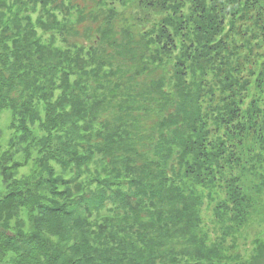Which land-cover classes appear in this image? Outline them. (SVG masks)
Segmentation results:
<instances>
[{
	"label": "trees",
	"instance_id": "trees-1",
	"mask_svg": "<svg viewBox=\"0 0 264 264\" xmlns=\"http://www.w3.org/2000/svg\"><path fill=\"white\" fill-rule=\"evenodd\" d=\"M54 1L59 13L64 6ZM99 1L107 21L112 12L118 13L116 5L131 2L136 10L168 15L154 24V31L136 28L144 42L135 40L130 28H122L117 38V18L114 26L103 27L90 39L103 52L121 50L116 53L120 57L125 50L145 57L149 53L143 71L134 64L138 75L153 71L166 54L177 59L175 88L188 95H179V101L162 90L152 99L161 112L172 107L166 129L182 123L151 145L154 159L136 148L143 139L138 120L131 130L133 125L124 126L121 120L115 124L114 119L112 131L105 127L108 135L79 152L76 141L82 140L85 126L92 132L91 121L105 109L116 116V109H110L119 78L107 80L112 89L98 87L101 94L109 90L111 97L93 95L87 82L95 75L91 68L96 54L46 40L75 36L76 23L58 21L53 7L51 19L33 22L26 15L18 17L13 1L0 0V8L6 9L0 11V113L10 111L11 126L21 135L15 139L18 151L30 153L31 143L40 152L39 170L30 180L17 182L5 173L16 169L18 161L2 165L7 188L0 191V264H264L262 231L251 240L249 255L229 252L245 227L264 222V0ZM38 3L46 8L44 0ZM175 38L182 44L180 57L174 55ZM194 69L206 81L209 74L217 75L202 101L198 83L186 82ZM36 124L40 137L35 139L30 127ZM91 149L109 163L108 176L95 179L97 192L85 195L76 186L73 196L56 166L80 170ZM171 161L172 174L183 173L177 181L168 173ZM205 195L215 201V241L202 226ZM107 199H114L122 212L102 218L103 224L90 222V210H98Z\"/></svg>",
	"mask_w": 264,
	"mask_h": 264
},
{
	"label": "rangeland",
	"instance_id": "rangeland-1",
	"mask_svg": "<svg viewBox=\"0 0 264 264\" xmlns=\"http://www.w3.org/2000/svg\"><path fill=\"white\" fill-rule=\"evenodd\" d=\"M11 1H13L12 10L16 12L18 17L22 18L24 15H26L33 22L37 19H51L49 17V12L53 7V14L56 15L57 19H59L58 21L65 23L66 25L70 22L76 23V29L78 33L75 34V36L69 37L67 35L68 37L66 39L63 36H47L46 40L51 38L53 42L56 43V45L63 49L71 50L79 48L83 53L88 55L96 54V57L94 58L95 60H93V68H91L95 72V75L91 76L87 82L90 88H93V95H98L99 98H102L103 96L111 97L112 95L108 93L109 90L106 89V92L101 94V90H98V87L101 85L104 86V88H107L108 86L110 87V83L107 82L109 77L115 79L117 76L119 78L117 86L118 89H116L115 92V97L117 98L113 101V107L110 109V111L112 109H116V116H112L109 114V111L105 109L101 112L102 116H98V118H95L91 121V125L93 123L94 128L92 132L88 129H85V126L82 131V140L76 141V144L78 145L76 148L79 150V152L85 150L88 151V146H92L94 143H97L98 140H101V138L98 139V137L105 136L107 134V130L105 129L106 126L112 131L114 129V119L116 120L115 124L121 120L124 126H126V124L129 126L133 125V127H130L131 130H135V124L138 120L140 125L138 130L142 131L143 139L139 141L136 148L138 152L142 154L146 153V151H149L150 154L147 155H150V159H154L156 155L155 151H153L152 154L151 145L156 144L158 142L157 140L162 137V135L167 133L169 134L170 130H172L174 133L175 130L179 129L178 127L180 126V123H182V121H180L178 126L175 125L173 128L171 127L166 129L165 125L170 121V119H167L166 116L169 112H172L170 111L172 107L168 108L164 112H161V108L159 109V104L156 101V98L155 101L152 99L153 97H159L160 91L162 90L168 93L173 92L175 100L179 101H181L179 95H188L187 92H177L175 88L177 80L174 73V62L177 59H170L171 55L166 54L162 56L158 64L153 65V71L148 72L147 74L138 75V73L133 71L132 68L134 64H138L140 71H143L146 68V65H142V63H147L149 61L147 59L149 58V53L146 54V58L143 53L135 55V53L125 50L123 55H121L123 57H120L116 55V53L121 50L117 51V48H114L110 49L109 52L107 50H105L106 52H103L104 49L98 47V42L90 38H92L93 35L98 32V30L103 29V27H107L108 29L114 26L115 23L117 38H120L123 35L122 28H130L134 33V39L139 42H144V38L142 36L140 37L137 33L143 28H145V30H156V27L154 28V24L161 22L162 19L168 15L160 12L159 10H157V12L141 10L140 8L136 10L135 2H131L126 6L116 5L118 13L116 14L115 12H112L109 15L111 21H107V19L103 17V12L106 9L101 8L103 6H99V0H57L61 6H64L59 13L56 11L54 0H44L47 4L46 8L43 7L42 3H38L39 0H36V3L34 0H25L24 2L23 0ZM0 11L4 12L6 9L0 8ZM136 14L139 16V18H134V15ZM115 18L117 19L114 21ZM113 21L114 23H112ZM133 27L135 28L133 29ZM136 28L139 29V31H137ZM39 31L42 33L41 30ZM175 41L177 48L174 55L175 57H180L182 54V44L178 38H175ZM258 49L259 46H256L255 50ZM154 63H157V61ZM135 74H137L136 78H134ZM216 77L217 75L209 74L208 81H206V78L203 77L202 73L194 69V72L188 71V74L186 75V82L198 83L199 89L201 90L199 101H202L203 98H205L203 97V92L207 90L206 86L215 84ZM205 83H207V85H205ZM110 89L112 88L110 87ZM86 90H88V88H86ZM58 94L59 92L56 93V95ZM119 98H124V101L120 100ZM65 110L68 109L65 108ZM40 115L42 116V113H40ZM163 117L166 118L163 120ZM11 122L10 111H3L0 113V158L5 159L4 162L0 164V191L2 192H4L7 188L4 184H2V180L5 178L2 165L6 164L7 161L19 162L16 169L7 170L5 172L7 176H11L13 179L17 180V182L20 180H30L36 174V171L39 170L40 165L36 159L40 156L38 144L33 147V145L29 143L27 148L30 150V153L28 154L18 151L19 146L15 142V139L20 138L21 135L15 131L14 128H12L13 126H11ZM30 129L32 131L30 135L33 137L35 136V139L40 137V133L37 131V124L35 128L30 127ZM80 129L82 130V127H80ZM88 137L92 139H89ZM13 141L15 142L13 144L14 147L11 146ZM20 145H24V143ZM29 147H31V149ZM171 150L172 152H177V148L173 146ZM91 151L93 154L87 159L89 162H86L84 165H82L80 170H76L74 166L66 167V169L56 166L57 173H61L64 180H66L68 185L71 186L70 189L73 196H75L78 191L76 186L79 188L82 187L81 190L85 195L92 193H89L90 190L97 192L98 183L95 179L98 177L99 179H102L108 176L106 170L109 163L107 162L105 164V161L102 159V154L98 150L91 149ZM142 159H144V156H142ZM172 165L173 162L171 161V163L168 165L169 168H167L170 175L172 174ZM177 165L178 164H176L175 171L178 170ZM182 175L183 173L179 171L176 173V175L172 174L171 177L174 178V181H177L180 177H182ZM17 182L11 180L10 184L12 183V185H14V183ZM17 185L20 184L17 183ZM111 188H114V186ZM123 188H128L127 183H124ZM47 194L49 193L47 192ZM108 195L110 197L113 196L112 190H108ZM113 200L107 199L103 206L98 210L92 208L90 210V222L95 221L96 224H103L105 222L102 221V218L113 217L117 215V213H121V207ZM202 203L203 205L201 207L200 216L202 217L203 221V229L211 233L209 240L215 241V237L218 235L217 225L213 222V209L215 206V201L210 199L209 195H205ZM86 213L87 212H85V215ZM26 214L27 212L23 211L21 216L27 218ZM96 224H93L92 227L96 228L95 231H98ZM90 231H93V228L90 229ZM261 231L264 233V222L251 223L249 226L243 229V233L239 236L241 238L235 243L234 249L230 250L229 252L236 251L237 253H241L244 256L249 255L251 252V240L257 235V233Z\"/></svg>",
	"mask_w": 264,
	"mask_h": 264
}]
</instances>
